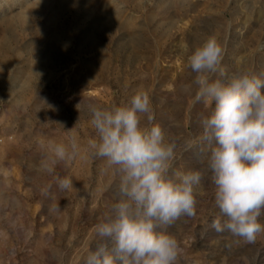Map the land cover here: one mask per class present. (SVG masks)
Instances as JSON below:
<instances>
[{
  "label": "rangeland",
  "instance_id": "374dc122",
  "mask_svg": "<svg viewBox=\"0 0 264 264\" xmlns=\"http://www.w3.org/2000/svg\"><path fill=\"white\" fill-rule=\"evenodd\" d=\"M103 11L112 23L92 21ZM210 35L228 72H264V0H0V264H82L119 184L84 148L95 135L88 106L126 104L140 87L176 143L173 168L205 171L196 215L163 229L182 248L177 264H264V235L249 244L208 227L219 209L186 58ZM72 134L80 155L40 171L41 145ZM56 175L72 189L60 191Z\"/></svg>",
  "mask_w": 264,
  "mask_h": 264
},
{
  "label": "clouds",
  "instance_id": "9594fccd",
  "mask_svg": "<svg viewBox=\"0 0 264 264\" xmlns=\"http://www.w3.org/2000/svg\"><path fill=\"white\" fill-rule=\"evenodd\" d=\"M223 55L221 43L210 35L186 58L195 73L194 102L206 110L199 118L200 140L209 149L206 168L219 209L208 227L251 244L264 235V72H228L222 66ZM41 101L52 107L46 99ZM88 112L95 135L84 148L91 157L105 160L119 184L116 202L93 226L94 247L82 264H177L182 248L163 229L196 215V189L205 171L173 168L176 143L153 123L151 98L143 87L126 104L92 103ZM41 147L45 158L40 171L48 174L82 150L75 134ZM55 183L60 191L73 187L68 176L56 175ZM50 188L43 190L45 196ZM59 210L58 205L49 209Z\"/></svg>",
  "mask_w": 264,
  "mask_h": 264
},
{
  "label": "bare ground",
  "instance_id": "6f19581e",
  "mask_svg": "<svg viewBox=\"0 0 264 264\" xmlns=\"http://www.w3.org/2000/svg\"><path fill=\"white\" fill-rule=\"evenodd\" d=\"M20 16H22V19L25 20L27 15L23 13ZM90 16H92V21L94 23H96V24H99V25L110 24L115 19L111 13L105 12V11L100 12L99 14H93V13H91Z\"/></svg>",
  "mask_w": 264,
  "mask_h": 264
}]
</instances>
